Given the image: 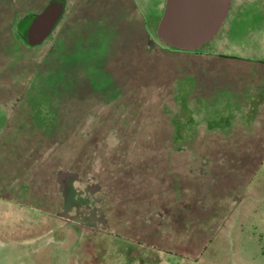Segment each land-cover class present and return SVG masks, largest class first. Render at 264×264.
Listing matches in <instances>:
<instances>
[{
  "label": "rangeland",
  "instance_id": "obj_1",
  "mask_svg": "<svg viewBox=\"0 0 264 264\" xmlns=\"http://www.w3.org/2000/svg\"><path fill=\"white\" fill-rule=\"evenodd\" d=\"M47 1L0 0L3 264H127L122 237L159 245L153 264H199L235 204L227 260L264 264V64L235 62H264L257 19L233 8L186 53L156 37L166 0H69L51 38L16 40ZM57 223L51 245L6 244Z\"/></svg>",
  "mask_w": 264,
  "mask_h": 264
},
{
  "label": "water",
  "instance_id": "obj_2",
  "mask_svg": "<svg viewBox=\"0 0 264 264\" xmlns=\"http://www.w3.org/2000/svg\"><path fill=\"white\" fill-rule=\"evenodd\" d=\"M232 2L166 0L156 28L157 38L174 49L196 52L218 35L229 15ZM56 16L54 11L50 17L51 25L56 23Z\"/></svg>",
  "mask_w": 264,
  "mask_h": 264
},
{
  "label": "flooded vegetation",
  "instance_id": "obj_3",
  "mask_svg": "<svg viewBox=\"0 0 264 264\" xmlns=\"http://www.w3.org/2000/svg\"><path fill=\"white\" fill-rule=\"evenodd\" d=\"M69 8V0H49L43 3V8L40 10V12L28 11L25 12L23 16H16L13 21V33L15 39L18 41H22L24 44H28L31 47L41 45L43 42L51 38L56 30L62 29L65 26L70 11ZM233 8L235 14H237L236 16H241L243 13H246L249 18L257 19L258 24L255 27H250L251 40L256 39L254 38V36L258 32V35L260 33L264 34V0H239L238 2L237 0H233L230 12L233 10ZM54 11H56L57 14V21L55 24L51 25L50 17L54 13ZM46 28L49 30H46ZM87 229L91 228L83 227V230L86 231ZM110 235L115 236L113 234ZM119 236L122 237L121 235ZM122 239L126 244H123V247H121V252L125 256L129 257L130 260H127L128 263L136 260L137 262H139L137 264H153L152 259L154 255L150 254V251L157 253L160 251L159 245L151 247L148 245L145 246L143 241L140 240H130L132 241L131 243L123 237ZM145 248H147L146 253L149 252V254L147 255H143L142 253ZM203 251H205V248L201 247L200 255ZM130 254H134V257L129 256ZM76 264H79V261H77Z\"/></svg>",
  "mask_w": 264,
  "mask_h": 264
},
{
  "label": "trees",
  "instance_id": "obj_4",
  "mask_svg": "<svg viewBox=\"0 0 264 264\" xmlns=\"http://www.w3.org/2000/svg\"><path fill=\"white\" fill-rule=\"evenodd\" d=\"M156 37H157V35H156ZM159 42L164 44L166 47H168V48H170V49H172L174 51L185 52V51H180V50L174 49V48L166 45L165 43H163L160 40H159ZM200 50H198V51H200ZM198 51H196V52H198ZM186 53H193V52H186ZM226 57L227 58H234V57H229V56H226ZM188 91H190V90L188 89ZM190 124H194V120L192 118L190 119V121H188L186 124L183 125L184 127L182 125H180L179 127L177 126L178 129L180 130L181 136L184 135L183 134V132L185 131L184 128H186ZM236 203H237V201H236ZM236 205L237 204H235V207L232 209L229 217L226 218L225 221L229 222L230 221V217L232 215H233V217L235 216ZM225 221H222L221 225L219 226L220 228H217L218 230L216 232L212 233V236H213L212 239L209 242H206L203 246H201V247L205 248V251H203L202 254L200 255V257L196 259L195 263L207 264V260L210 257V260L212 262L215 261L216 264H230L229 261L227 260V257H228L229 252H230V249H229L230 241H229V237H228L227 234H228V230L230 228L226 227L227 226V222L225 223ZM145 249H147V248H145ZM142 253H143V251H142ZM145 253H146V251H145ZM145 255H147V254H145ZM225 258L227 260L226 263H224Z\"/></svg>",
  "mask_w": 264,
  "mask_h": 264
},
{
  "label": "crops",
  "instance_id": "obj_5",
  "mask_svg": "<svg viewBox=\"0 0 264 264\" xmlns=\"http://www.w3.org/2000/svg\"><path fill=\"white\" fill-rule=\"evenodd\" d=\"M249 42H251V39H249ZM247 57H249V58H251L250 56H247ZM255 59V58H254ZM241 60H247V61H250V62H257V63H259V64H264V62L263 61H261V60H263V59H261V58H258L257 57V59H255L254 61H251L250 59H248V58H243V56H240V55H237V54H235V62L236 61H241ZM64 227V226H63ZM60 228V229H59ZM63 229L64 228H62V225L61 224H56L55 226H52L51 227V229L49 230V232H44V233H42V234H40V235H38V237L37 236H35L34 238H25V239H23V240H17V241H15V240H10V241H8L6 244H8L9 246H11L12 245V247H10L11 248V250H13V248H15V250H16V248L18 249V248H23V246L24 247H26V246H28L29 244H36V243H38V242H41L43 245H51V243H50V237H48V236H50V235H55V236H53L54 238V241H55V239L57 238L56 237V234L57 235H63ZM56 230L58 231V233H56ZM62 232V233H61ZM42 235H47V236H45L44 238H42L41 236ZM2 241H4L3 239H1L0 238V253L2 252V245H3V242ZM54 243H58V245H56V246H61V245H63V243H62V241H61V239L57 242V240H56V242H54ZM53 243V244H54ZM62 248H64V247H62ZM4 249V248H3ZM62 250V249H61ZM9 253V252H8ZM42 257H44V256H42ZM41 257V258H42ZM13 258V257H12ZM49 258V257H48ZM47 258V259H48ZM54 258V257H53ZM52 258V259H53ZM25 260V259H24ZM30 261V260H29ZM53 262V264H60V263H57L56 262V260H52ZM14 264H16V263H21V264H23V262H22V259L20 258V259H15L14 261H12ZM43 262V261H42ZM41 262V263H42ZM0 264H3V262H2V259L0 258ZM31 264V263H30ZM32 264H40L39 262H35V261H33L32 262ZM62 264V263H61ZM65 264V263H64Z\"/></svg>",
  "mask_w": 264,
  "mask_h": 264
}]
</instances>
